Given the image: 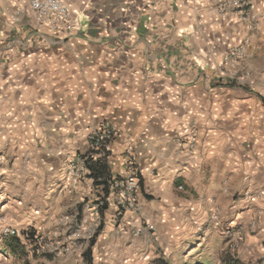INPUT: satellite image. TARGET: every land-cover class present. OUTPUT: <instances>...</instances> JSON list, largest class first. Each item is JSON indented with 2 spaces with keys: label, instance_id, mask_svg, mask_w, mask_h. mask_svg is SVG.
Returning a JSON list of instances; mask_svg holds the SVG:
<instances>
[{
  "label": "crops",
  "instance_id": "crops-1",
  "mask_svg": "<svg viewBox=\"0 0 264 264\" xmlns=\"http://www.w3.org/2000/svg\"><path fill=\"white\" fill-rule=\"evenodd\" d=\"M22 1L21 21L0 22V153L47 173L51 233L70 201L76 226L95 220L101 184L67 176V162L109 120L107 170L123 177L136 155L141 218L155 227L176 209L196 231L227 211L257 219L238 231L264 240V8L240 19L215 0H61L81 23L66 34L36 27ZM237 46L243 56L228 58ZM105 192L102 234L115 249L114 219L141 221Z\"/></svg>",
  "mask_w": 264,
  "mask_h": 264
},
{
  "label": "rangeland",
  "instance_id": "rangeland-1",
  "mask_svg": "<svg viewBox=\"0 0 264 264\" xmlns=\"http://www.w3.org/2000/svg\"><path fill=\"white\" fill-rule=\"evenodd\" d=\"M23 4L22 0H0V22H10L18 9L25 13L20 8ZM256 6L262 11L264 0H250L249 14ZM18 158L0 153V264H264V240L256 244L257 234L238 231L242 226L251 227L257 219H240L227 211L203 217L196 231L182 225L176 209L167 211L168 217L159 219L155 227L141 218L139 210L124 211L137 215L141 223L122 227L114 219L112 238L121 244L108 249L102 224L94 232L76 226L73 214L80 202L70 201L68 212L56 220L51 233L47 173L30 170L25 159L20 158V163ZM66 174L76 178L69 173L68 163ZM175 188L182 190L183 186ZM5 227L16 234H3ZM13 238L18 239L17 244ZM13 244L16 253L10 250Z\"/></svg>",
  "mask_w": 264,
  "mask_h": 264
},
{
  "label": "built area",
  "instance_id": "built-area-1",
  "mask_svg": "<svg viewBox=\"0 0 264 264\" xmlns=\"http://www.w3.org/2000/svg\"><path fill=\"white\" fill-rule=\"evenodd\" d=\"M26 1L36 27L45 26L51 30L63 31L66 34L80 30L81 23L79 18L61 0ZM215 1L216 12L220 15L233 12L240 19L249 15L250 0ZM14 14V19H18L25 13L23 9H18ZM243 53V47L237 46L230 49L227 57H242ZM117 135V127L109 120H103L99 125L94 127L86 136L85 150L68 159L69 173L76 178H80L88 174L91 175V168L94 166L100 164L108 166L112 142ZM124 160L127 173L123 177L112 175L98 177L99 183L101 184V193L98 195L96 204L94 205L96 215L95 220L90 226L93 232L99 229L102 224L100 208L108 200V195H106L105 191L114 193V202L119 209L133 213L139 210V205L136 201V193L139 188L138 170L135 166L136 155L130 150ZM2 232L10 236L16 234V231L9 227L3 228Z\"/></svg>",
  "mask_w": 264,
  "mask_h": 264
},
{
  "label": "trees",
  "instance_id": "trees-1",
  "mask_svg": "<svg viewBox=\"0 0 264 264\" xmlns=\"http://www.w3.org/2000/svg\"><path fill=\"white\" fill-rule=\"evenodd\" d=\"M108 166L104 165V164H100L98 166H94L91 168V176L94 177L95 179H97L98 177H106L109 175V172L107 170ZM13 242H15V244L18 243V239L13 238ZM15 244L10 246V250L14 253H16L17 249L15 247ZM228 264H232V263H228ZM235 264V263H233Z\"/></svg>",
  "mask_w": 264,
  "mask_h": 264
}]
</instances>
